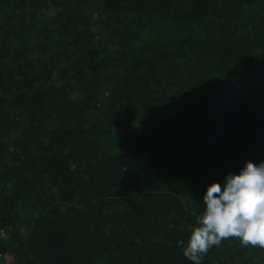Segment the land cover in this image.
<instances>
[{
	"label": "trees",
	"instance_id": "16d2710c",
	"mask_svg": "<svg viewBox=\"0 0 264 264\" xmlns=\"http://www.w3.org/2000/svg\"><path fill=\"white\" fill-rule=\"evenodd\" d=\"M248 161H264V0H0V216L15 228L0 252L14 263L193 264L208 187ZM200 255L264 264L237 237Z\"/></svg>",
	"mask_w": 264,
	"mask_h": 264
},
{
	"label": "clouds",
	"instance_id": "9594fccd",
	"mask_svg": "<svg viewBox=\"0 0 264 264\" xmlns=\"http://www.w3.org/2000/svg\"><path fill=\"white\" fill-rule=\"evenodd\" d=\"M222 188L219 183L208 187L203 197L206 209L197 218L184 256L200 264L202 256L222 240L237 237L241 244L264 247V161L246 162L240 174L229 173Z\"/></svg>",
	"mask_w": 264,
	"mask_h": 264
},
{
	"label": "rangeland",
	"instance_id": "374dc122",
	"mask_svg": "<svg viewBox=\"0 0 264 264\" xmlns=\"http://www.w3.org/2000/svg\"><path fill=\"white\" fill-rule=\"evenodd\" d=\"M96 16V14H95ZM107 98H108V93H104L103 96L100 97V101L98 103V108H99V113L102 115V112H108V103H107ZM99 114L92 115V120H96L99 116ZM141 121H133L129 124H127L125 127H123V131L118 128L117 126H111L110 131L111 133L108 136H105L103 138V142L105 146H107L109 149L116 150L119 148L118 141L122 138H124L126 133H131L134 130H136L137 127L143 125L141 124ZM20 216V219L18 220L17 223V229L22 234L23 236L26 235L29 231V223L32 219V214L24 211H20L17 213ZM16 261V260H15ZM15 264H17L15 262ZM216 264V263H214Z\"/></svg>",
	"mask_w": 264,
	"mask_h": 264
},
{
	"label": "built area",
	"instance_id": "2783aa9c",
	"mask_svg": "<svg viewBox=\"0 0 264 264\" xmlns=\"http://www.w3.org/2000/svg\"><path fill=\"white\" fill-rule=\"evenodd\" d=\"M15 228L11 225H6L0 216V244L9 240ZM0 264H15L13 256L9 252H0Z\"/></svg>",
	"mask_w": 264,
	"mask_h": 264
}]
</instances>
